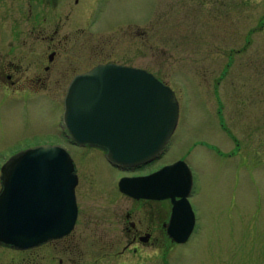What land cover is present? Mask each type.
<instances>
[{
	"label": "rangeland",
	"instance_id": "obj_1",
	"mask_svg": "<svg viewBox=\"0 0 264 264\" xmlns=\"http://www.w3.org/2000/svg\"><path fill=\"white\" fill-rule=\"evenodd\" d=\"M102 3L100 29L95 30L99 39L113 49L117 60L131 57L132 64L167 83L179 104L176 127L152 166L179 158L188 163L193 174L189 200L196 224L186 241L167 250L170 256L163 264H264V0ZM142 12L146 22L140 19ZM128 21L132 31L147 23L146 53L139 54L136 39L129 44L125 32L118 29L117 24L127 29ZM128 49L132 56L128 57ZM21 109L16 121L11 114L5 119L0 131V164L21 149L18 141L30 139V129L39 125L35 106L29 111L31 117ZM60 109L52 104L45 111L48 121L42 123L75 159L85 190L84 214L127 203L113 176L118 174L116 167L94 149L78 148L59 135ZM98 183L109 191L89 193ZM106 221L100 224L102 232ZM85 227L83 220L76 226L79 232ZM114 228L111 231L118 233L117 224ZM92 241L84 239L88 253L84 251L87 256L80 264H90L89 253L105 250V245ZM120 248L114 245L112 253ZM147 251L144 263L154 264L149 262L154 250ZM101 259L98 264L104 262Z\"/></svg>",
	"mask_w": 264,
	"mask_h": 264
},
{
	"label": "flooded vegetation",
	"instance_id": "obj_2",
	"mask_svg": "<svg viewBox=\"0 0 264 264\" xmlns=\"http://www.w3.org/2000/svg\"><path fill=\"white\" fill-rule=\"evenodd\" d=\"M102 8V0L0 1V131L10 114L16 121L19 107L23 112H28V117H31L29 111L34 106L38 109L34 112L38 113L36 118L39 120V125L34 130L30 129V139L23 138L18 141V144L22 145L21 149L39 144L63 145V141H56L51 137L52 130L47 129L42 123L48 121L45 111L52 104H58L61 107L57 122L59 135L78 148L94 149L93 151L106 159L103 148L81 145L72 139L62 122L66 90L76 74L100 63L113 62L142 67L130 62L129 56H132L130 46H128L129 58L127 60L126 57V61L122 62L115 58L113 49H107L106 44L99 39L95 30L100 29L98 22ZM140 19L147 21L144 12L141 13ZM128 23L130 25L127 29L117 24L120 26L118 29L122 30L123 34L125 32L129 44L133 38L136 39L139 54L146 53L147 23L144 24L145 28L134 31L131 30L132 22L128 21ZM3 109H7L9 113L3 115L1 113ZM14 126L15 122H13ZM157 157L159 155L148 162L133 166L119 167L108 162L118 170V174L113 175L117 176L118 189V181L122 177L148 176L168 163L152 166ZM2 164L3 162L0 164V191L3 187ZM61 185V182L53 184L51 180L45 184L47 195L44 196V202L50 207L53 201L57 206H63L61 197L60 203L58 197L52 198V190L62 191ZM20 187H26V183L19 184L18 190ZM83 187L82 176L77 174L73 187L76 219L68 233L24 248L0 241V264H80L88 253L83 247L85 238L89 240L92 238L96 246L100 244L106 246L103 247L105 248L103 253L98 252L99 248L93 254L89 253L92 255L90 264H98L101 258L104 260L102 264H145L144 261L149 254L147 249L154 250L149 258L150 263L163 264L169 258L170 253L167 250L179 243L172 239L168 231L172 209L170 198H137L119 189L120 195L127 203L119 204L118 207L106 209L101 213L92 209L90 214L85 215L86 207L83 208L81 201L85 191ZM100 191L104 193L109 189L100 188L98 183L89 193ZM191 192L192 190L190 194ZM157 193V190L153 191V194ZM105 219L109 221L104 228L106 232H102L100 224L107 223ZM82 220L86 227L79 232L76 226ZM116 224L118 233L111 231L115 230ZM117 244L121 245V248L113 254L112 247Z\"/></svg>",
	"mask_w": 264,
	"mask_h": 264
},
{
	"label": "water",
	"instance_id": "obj_3",
	"mask_svg": "<svg viewBox=\"0 0 264 264\" xmlns=\"http://www.w3.org/2000/svg\"><path fill=\"white\" fill-rule=\"evenodd\" d=\"M179 104L172 88L143 68L100 63L76 74L64 97L63 120L82 145L99 146L109 162L133 166L159 155L177 124ZM77 173L69 151L39 144L13 153L1 167L0 241L24 248L68 233L76 219ZM61 182L63 206L44 202L45 184ZM26 183V187L19 184ZM156 183H159L156 185ZM193 184L184 159L164 164L148 176H124L119 188L134 197L170 198L168 231L185 241L195 225L188 196ZM157 190V194L153 191Z\"/></svg>",
	"mask_w": 264,
	"mask_h": 264
}]
</instances>
